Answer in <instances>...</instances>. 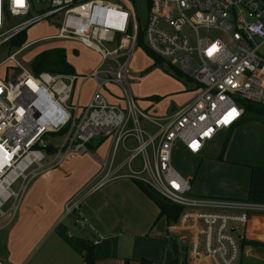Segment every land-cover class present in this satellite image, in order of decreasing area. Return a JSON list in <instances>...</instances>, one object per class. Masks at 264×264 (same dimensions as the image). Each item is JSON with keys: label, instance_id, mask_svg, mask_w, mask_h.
Segmentation results:
<instances>
[{"label": "built area", "instance_id": "obj_1", "mask_svg": "<svg viewBox=\"0 0 264 264\" xmlns=\"http://www.w3.org/2000/svg\"><path fill=\"white\" fill-rule=\"evenodd\" d=\"M147 3L144 45L197 86L191 103L166 115L154 106L141 109L130 89L129 64L140 20L136 1L0 0V45L55 21L53 39L75 41L102 60L87 75H34L16 62L18 52L0 65L12 61L19 70L14 78L0 77V217L8 203L7 212L15 216L38 175L108 138L113 158L123 148L128 165L140 159V171L129 169L130 178L181 208L176 220L165 221L164 235L184 249L187 264H244L242 230L252 215L264 214V204L194 196L189 179L172 168L171 157L176 142L188 154L199 155L244 117L246 104L264 107V0ZM212 31L218 35L211 36ZM89 79L95 81L94 91L81 105L76 86ZM107 85L119 88L123 105L108 103ZM60 131L58 145L47 142L46 135ZM129 140L134 147L128 151ZM110 178L108 169L95 189ZM69 204V212L78 210L77 202ZM76 223L84 229L85 221ZM0 264L8 263L0 259Z\"/></svg>", "mask_w": 264, "mask_h": 264}, {"label": "crops", "instance_id": "obj_2", "mask_svg": "<svg viewBox=\"0 0 264 264\" xmlns=\"http://www.w3.org/2000/svg\"><path fill=\"white\" fill-rule=\"evenodd\" d=\"M52 37L42 38L34 43L52 39ZM62 42L72 44L70 46L72 49L69 52L60 48L51 49L64 51L67 63L74 69L70 59L80 57L77 46L82 45L75 41L62 40ZM85 49L98 57L99 62L91 69L92 71L101 64L102 60L99 54ZM75 50L77 54H74ZM74 74H76L75 69ZM88 83L92 84L87 85L88 93L84 97L83 89ZM76 87L79 104L86 105L93 94L95 81L89 79ZM117 88L114 85H107L103 94L110 104L123 105L119 98L121 94L118 95L119 88ZM152 102H158V104L152 105L150 104ZM137 104L141 109L157 107L160 115H166L178 109L159 100L138 99ZM146 126L149 127L147 128L149 132L154 131L148 124ZM242 128H248L246 134L255 131L262 135V140L258 144L259 146L264 145V126L259 122L243 123L241 119L229 130L221 133L231 135L232 144H234L236 135ZM133 147L134 142L127 141L126 149L129 151ZM120 150L121 153H119ZM203 154L204 151L192 156L200 158ZM127 157L128 152L120 148L113 158L110 140L101 138L89 146V152L80 156L74 155L68 161L33 179L21 198L15 216L12 217L6 209V213L0 217V233L2 231L6 233V238L0 239V257L4 258L3 261L8 264H19L23 250L26 245L30 244L29 242L39 238L42 234H48L49 237L57 236L55 226L57 219L63 215V206L74 200L79 207L73 215V224L79 227L76 220L81 218L85 221L84 229H79L80 235L76 231L75 235L71 230L67 232L72 238L64 236L63 240L66 242L64 245L69 246V250H66L65 256L55 264H84L81 257L83 245L93 246L95 264H125L127 260L129 264H139L141 259L151 261L153 264H169L173 253L168 248L169 241L165 238L164 229L163 232L158 231V226L162 221L156 223L158 209L136 186V180L129 177V169L137 171L136 165L141 169V161L136 158L128 165ZM104 163L108 168H103ZM248 163L256 168L263 167L264 170L263 161ZM108 169L111 170V178L95 189ZM227 191L219 190L218 194L227 197L222 199L264 204V172L256 174L251 182L246 175L240 184H236L234 188L229 187ZM26 223H31V230L26 229ZM242 233V244L243 242L255 243V245L242 246L243 263L264 264V214L252 215ZM38 264L43 263L38 262Z\"/></svg>", "mask_w": 264, "mask_h": 264}, {"label": "rangeland", "instance_id": "obj_3", "mask_svg": "<svg viewBox=\"0 0 264 264\" xmlns=\"http://www.w3.org/2000/svg\"><path fill=\"white\" fill-rule=\"evenodd\" d=\"M134 1L137 2L138 15L143 27L147 14L146 0ZM55 25V21L41 23L21 34L19 39L21 38L22 42L25 43L19 51L16 50V47H12L9 42L0 45V65L10 55L18 51L15 56L16 62L27 71L32 72L33 61L40 53L52 51L54 50L51 49L53 47L69 52L72 49L70 47L72 44H65L53 38L34 43L42 38H50L56 35ZM201 34L203 35V32ZM210 35L215 36L218 34L212 31ZM26 44L29 45L26 46ZM77 48L80 51V57L70 59V63L73 65L76 74L87 75L98 64V57L82 46H77ZM74 54H77L76 50ZM157 58L154 55L152 56V54H148L143 47L135 48L129 64L128 74L129 85L134 98L137 100H159L168 104L170 107L175 106L176 108H181L190 103L196 94V85L193 80L186 75L176 78L173 74V68L178 71L180 70L177 67H171L172 65L167 61L160 60V58L158 60ZM67 59L69 60V57ZM18 73L19 70L14 67L12 61H8L0 67L1 78L6 75L8 78H14ZM91 84L88 83L84 86V97L88 93L87 85L90 86ZM113 91L115 92V90ZM120 94L121 91L118 95ZM150 104L155 105L158 102H152ZM247 129L242 128L238 131L234 144H232L233 137L231 135L218 134L213 142L206 145L203 157L200 158H195L185 152L179 142L174 144L171 166L181 177L190 180L194 196L227 198L218 194L219 190L228 192L227 189L229 187L234 188L236 184H240V181L246 178V175L248 176L249 182H251L256 174L264 172L263 167L256 168L248 163L256 161L264 162V145L259 146L258 144L262 140V135L255 133V131L246 134ZM59 141L58 136H47V142L58 145ZM119 153H121V150ZM135 168L137 171L140 169L138 165ZM245 171H248V173H245ZM19 184L20 182L14 185L12 189L17 190ZM67 203L63 206V215L56 221L55 230L57 236H52V238L48 234H42L39 238L29 242L30 244L26 245L23 250L22 259L19 264H38V262L55 264L59 263L65 256L66 250H69V246L67 244V246L64 245L66 243L63 240L64 236H70L67 233L70 230L74 232V235L75 231L80 235V228L75 227L73 224V215L76 211L69 212L70 208L68 210L67 208L70 204ZM8 206H10V203L7 204L5 210ZM30 225L31 223L25 224L27 230H31L32 227ZM2 238H6L5 231L0 233V239ZM70 238L72 237L70 236ZM0 259L4 260L3 257H0Z\"/></svg>", "mask_w": 264, "mask_h": 264}, {"label": "trees", "instance_id": "obj_4", "mask_svg": "<svg viewBox=\"0 0 264 264\" xmlns=\"http://www.w3.org/2000/svg\"><path fill=\"white\" fill-rule=\"evenodd\" d=\"M148 8V3L146 5ZM24 33V32H23ZM21 33V34H23ZM19 34L15 38L9 41L12 47H16V50H20L22 45L25 42H22L21 38L19 39ZM137 46L143 47L148 54H152L147 47L144 45V32L143 27L141 24V20H139V30L137 34ZM153 56V54H152ZM155 56V55H154ZM157 58V57H156ZM159 60V58H157ZM162 60V59H160ZM160 62V61H158ZM173 67V66H171ZM42 72H48L52 74H65V75H72L74 74V69L67 63L64 51L62 50H52V51H44L36 56L33 61V70L32 73L34 75H38ZM173 74L176 78L183 77L184 74L181 71H178L173 68ZM242 122H259L264 126V107L246 104L245 105V115L242 118ZM64 131H60L55 134H49L48 136H61ZM47 138V135L45 136ZM228 140V139H227ZM226 140V142H227ZM92 143L88 144V147L91 146ZM136 186L144 193V195L151 200V202L157 207L158 209V216L156 219V223L164 220L166 222L176 220L178 217L181 208L175 206L162 198L152 189L144 185L140 181H135ZM213 198V197H211ZM245 244L255 245V243L250 242H243L242 246ZM168 248L173 253V258L169 262V264H187L186 261V253L184 249L179 247L175 242H168ZM81 257L84 264H95L94 259V248L93 246H86L83 245V250L81 252ZM125 264H129L127 260ZM139 264H153V262L141 259Z\"/></svg>", "mask_w": 264, "mask_h": 264}, {"label": "water", "instance_id": "obj_5", "mask_svg": "<svg viewBox=\"0 0 264 264\" xmlns=\"http://www.w3.org/2000/svg\"><path fill=\"white\" fill-rule=\"evenodd\" d=\"M52 152H53V148L52 147H48L47 148V153L48 154H52ZM164 226H165V221L162 220L160 222L159 226H158V231L163 232Z\"/></svg>", "mask_w": 264, "mask_h": 264}]
</instances>
